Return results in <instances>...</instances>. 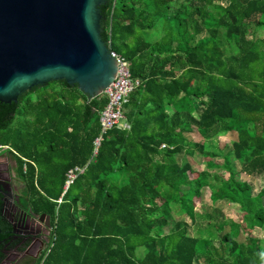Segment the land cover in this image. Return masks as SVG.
I'll return each mask as SVG.
<instances>
[{
    "label": "trees",
    "instance_id": "trees-1",
    "mask_svg": "<svg viewBox=\"0 0 264 264\" xmlns=\"http://www.w3.org/2000/svg\"><path fill=\"white\" fill-rule=\"evenodd\" d=\"M221 2L100 6L101 38L138 81L126 128L103 133L107 96L89 100L64 80L0 102V155L17 163L20 200L51 225L46 249L20 264H264V238L253 234L264 231V206L243 179L264 177V0ZM197 154L205 168L192 177ZM76 167L84 171L67 186ZM205 195L211 207L197 212ZM0 231V264L30 247L1 199Z\"/></svg>",
    "mask_w": 264,
    "mask_h": 264
},
{
    "label": "water",
    "instance_id": "water-1",
    "mask_svg": "<svg viewBox=\"0 0 264 264\" xmlns=\"http://www.w3.org/2000/svg\"><path fill=\"white\" fill-rule=\"evenodd\" d=\"M104 3L0 0V102H18L29 90L62 80L89 100L103 95L117 75L101 38Z\"/></svg>",
    "mask_w": 264,
    "mask_h": 264
},
{
    "label": "rangeland",
    "instance_id": "rangeland-1",
    "mask_svg": "<svg viewBox=\"0 0 264 264\" xmlns=\"http://www.w3.org/2000/svg\"><path fill=\"white\" fill-rule=\"evenodd\" d=\"M221 4L223 6H227L228 0H222ZM189 138L192 140H195V141H199L201 139V137L197 133L189 135ZM234 138H235V135L221 136L219 139L220 147L225 148L227 145H230L231 141L234 140ZM4 148H6V147H3V149ZM189 160L192 163L193 168L196 172L195 174H193L191 176L197 177V173L204 170V168H205L202 157L197 154L195 157H189ZM15 167H16L15 159H13L10 155H6V154L0 155V173H1V176L4 178V181L11 183V186L6 185L7 191L11 192L12 190L14 191L16 189L15 192H17L18 195L22 196L23 195V189H24V183L17 178L18 176H16L17 174H16ZM4 173H6V174L11 173V180L10 181H8L7 176H4ZM243 179L249 181V183L253 187V195L258 196V200L260 201V205L264 206V194L260 193L261 190L264 188V177L252 178V177H248V176L244 175ZM21 200H22V198H21ZM22 202H23L22 204L25 203L24 201H22ZM193 206L195 207V210L197 212L204 211L203 208L211 207V201L209 199V196L205 195L204 197H201V198L197 197L195 199ZM216 206L219 207L220 209H222V211L225 214H229L233 217L238 218V210H237V207L235 205L227 203V202H218L216 204ZM190 222H192V220H190ZM44 223H42V224H44ZM34 224H35L36 228L38 226L43 227L42 225L38 224L37 222L36 223L34 222ZM16 229L17 230L22 229L20 227L19 223H16ZM43 232H44V234H47L48 232L50 234V229L43 231ZM41 234L42 233H38L36 236H33V237H37L38 239H40L39 235H41ZM253 234L255 236H259L261 238H264V231L263 230L256 229L253 231ZM245 237H246L245 234L241 233L239 236V240L244 241ZM32 241L33 242L30 245V247L23 252H22V250H18V249L9 252L8 253V259L5 261L4 264H20L22 261L26 260L27 257L37 258L43 252V250L46 249L47 245L46 244L41 245L40 242L37 241V239L36 240L32 239ZM48 241H49V239H48ZM195 264H198V263H195Z\"/></svg>",
    "mask_w": 264,
    "mask_h": 264
},
{
    "label": "built area",
    "instance_id": "built-area-1",
    "mask_svg": "<svg viewBox=\"0 0 264 264\" xmlns=\"http://www.w3.org/2000/svg\"><path fill=\"white\" fill-rule=\"evenodd\" d=\"M111 55L117 62V75L112 84L104 91L105 96L108 98V104L101 113L100 123L103 133L111 130L116 126L128 127L125 123L124 104L128 96L133 92L138 84L131 77L129 63L117 53L111 51ZM102 136L95 141V153L101 144ZM165 147V146H163ZM3 146H0V150ZM84 170L76 167L68 172L67 186H69L79 173Z\"/></svg>",
    "mask_w": 264,
    "mask_h": 264
},
{
    "label": "flooded vegetation",
    "instance_id": "flooded-vegetation-1",
    "mask_svg": "<svg viewBox=\"0 0 264 264\" xmlns=\"http://www.w3.org/2000/svg\"><path fill=\"white\" fill-rule=\"evenodd\" d=\"M16 167H17V163H16ZM4 176L8 177V181L11 180V173H7V174L4 173ZM6 185L11 186V183L4 181V178L1 176L0 173V199L2 202L3 216L9 222L12 223L14 232L18 234L19 237L23 238V242L31 240V244H32L33 242L32 239L34 240L37 239V241H39L41 245L44 244L47 245L49 238L48 236L50 234L49 232L47 233L48 235L44 234L43 231L50 229L51 232L50 219L49 221L47 219L48 216L45 215L43 220H41V215L36 216V214L32 213L31 210L27 209V206H25V204H22V201L20 200L21 195H18V193L15 192L16 189L14 191L12 190L11 192H8ZM34 222L35 223L37 222L43 227L38 226L36 228ZM16 223H19L20 227L22 228L21 230L16 229ZM38 233H42L41 235H39L40 239H38L37 237H33L36 236Z\"/></svg>",
    "mask_w": 264,
    "mask_h": 264
}]
</instances>
